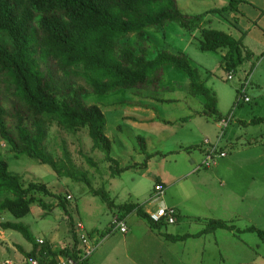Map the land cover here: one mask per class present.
<instances>
[{"label": "rangeland", "instance_id": "374dc122", "mask_svg": "<svg viewBox=\"0 0 264 264\" xmlns=\"http://www.w3.org/2000/svg\"><path fill=\"white\" fill-rule=\"evenodd\" d=\"M230 1L176 0V4L182 13L198 14L212 13L210 11L212 9L222 10ZM253 1H257L260 6V0ZM234 4L236 5L238 2L231 4V7ZM239 6L245 10V13L258 12L257 7L253 8L249 4H238L237 7ZM232 10L234 9H229L223 13L228 15L235 13L236 9L233 12ZM205 16L206 14H204V18H206ZM213 26L222 27L223 24L215 22ZM223 30L226 29L223 28ZM147 33L149 42L146 55L149 57L154 56L156 50L162 48L172 52L181 49L188 56L191 64L199 70L204 84L214 93L216 92L219 104L228 105L231 101H235V88L239 85L241 78L247 76L248 72L249 76L246 77L248 78L246 80L248 82L247 90L252 94V101L250 103L245 102L246 104L244 105L251 108L258 101V95L255 93L257 86L251 87V85L252 81L255 80L253 77L256 69L264 71L263 49L255 50L251 60L250 58L246 59L236 71L228 73L221 65V57L225 50H200L197 45L199 35L191 36L178 22H168L164 27L165 35L154 32L152 29H149ZM261 37L259 38L260 41ZM134 38H136L134 34L128 35L129 41H134ZM174 53L178 52L175 51ZM161 70L158 80V86L161 89L160 91L155 89L153 94L156 93L162 98L172 100L159 101L155 106L159 108L161 115L169 114L172 120L171 125L158 123V126L155 125L153 129V125H148L150 128L147 125L131 126L129 118L124 113L127 112V114L140 119L139 111L133 112V110H129L134 103L139 101V97L132 94L135 89H122L108 94H95L91 91H86L83 94L85 103L97 104L105 115L104 131L112 143L110 156L113 159L111 160H106L104 151L93 147L86 128L77 132H70L58 127L54 122L46 125L47 136L44 140V146L46 151L63 166L60 169L61 174H56L49 165L38 163L25 154L14 157L9 146L3 142L0 144V151L8 162L9 172L18 175L23 184L29 181L44 182L52 193L51 195L37 194L48 206L50 205V208L44 209L37 204H32L30 212L17 221L28 225L34 239L41 237L50 242V234L58 236V240H64L69 237L70 223L73 221L75 224L76 221L81 220L86 228L83 231L89 233L98 248L109 237L121 244L119 247L115 246L117 251L122 250L121 253L116 255L118 260H114L111 257L106 259L105 264H131V260L135 264H264V239L258 235L256 230H249V227H255L264 231V157L258 154L259 149H254L253 152L248 150L240 151L242 141L234 143L232 147L229 146L228 150L235 152V148L240 147V150L233 155L234 159L237 160L238 157V160L242 162H246L245 160L250 161L248 168L254 175V183H249L247 179L242 180L241 184L238 183L237 187H235V195L230 197H225L220 191L215 192L213 196L218 199L213 200L212 207H217L220 203H224L225 207L209 212L203 206L204 208L197 209L199 217L189 218L187 214L188 217L186 219L180 215L176 218L174 224H165L157 229L151 228L144 218L132 212L127 216L125 215V220L127 222L126 225L131 227L134 238L127 234L128 240L125 242V247L122 239L123 234L119 231L108 232V222L114 213H122L121 208H119L122 204L139 202L143 209L149 207L148 197L153 189L155 178H157L155 176L160 175L162 163L160 164L159 157L164 155L172 145L175 147L177 143H186L190 140V137L195 138L194 132L183 128L182 125H184V120L189 116L187 103H196L200 108H203V96L194 95L191 92L188 76L183 70L168 64L164 65ZM54 74L58 79L64 78L61 71L55 70ZM229 74L232 75L230 79L227 76ZM73 85H82L87 89L82 79H76ZM140 92L145 95L149 94V92L145 91ZM0 100L8 111H13V97L9 92L5 91L1 81ZM146 105L144 104L143 106ZM234 107L235 102L230 111ZM183 111L184 113L180 114ZM259 112V114L264 115V104ZM254 114L258 115V113ZM194 118H191L192 123L195 121ZM196 118L201 121L199 115ZM12 119H8L11 127V124H13ZM139 119L130 121L139 122ZM242 128L249 132L253 131L252 129L256 130V132H261L264 128V123L253 127L252 125L250 127L242 126L241 130ZM138 136L144 139V143L147 146L146 152L142 151ZM244 145L242 143V146ZM193 152L195 151H180L176 153L175 158H173V154H169L170 160L163 162L165 163L163 166H165L164 169H166L167 175L171 176L172 171H174L172 170L175 168L174 160H177L178 165L185 167L190 162L188 154ZM147 153L150 155L148 158H146ZM201 160L202 158L198 159L194 164L191 163V168L200 164ZM136 161L138 162L136 163ZM148 161H150L151 168L148 169V172H143L140 169ZM122 167H126V169L119 173L115 172L118 171L117 168ZM206 169V167L202 166L199 171ZM67 170L71 174L76 175L77 178L66 175ZM231 171L235 176L238 175L236 167H233ZM83 178L88 180L91 185H88ZM182 183L184 184L173 187L174 189L170 193L178 200L182 198L183 204L188 209L189 204H197L199 202L194 198L193 188L190 187L189 183ZM96 188L105 189L111 203L104 200L100 193L91 191ZM68 194L72 196L71 200L67 199L66 196ZM58 195H65L66 202L64 207L60 205ZM188 196L193 198V200ZM241 198L243 199L242 201H240ZM233 199L235 200L233 201ZM248 205L252 207L247 208ZM205 216L207 217L206 219ZM181 218L183 219L181 220ZM210 219L224 220L229 227H219L210 232L203 231L198 236H189L178 241L166 239L162 234L191 235L203 230ZM137 221L142 222H139V224ZM145 227L153 229L156 234L158 232L159 237H156L158 240L156 247L142 237L145 233ZM3 231L6 234L11 233L15 242L24 248H28L32 244L17 230L8 228L3 229ZM160 233L164 238L159 235ZM8 244H11V242L3 245L6 247ZM137 247L145 250H136ZM148 247H150V250H147ZM5 252L6 256H13L10 248L6 249ZM155 255L156 257H154Z\"/></svg>", "mask_w": 264, "mask_h": 264}, {"label": "trees", "instance_id": "16d2710c", "mask_svg": "<svg viewBox=\"0 0 264 264\" xmlns=\"http://www.w3.org/2000/svg\"><path fill=\"white\" fill-rule=\"evenodd\" d=\"M237 2L231 0L222 10L210 11L225 17L227 14L223 12L237 9L235 4L231 7ZM204 14L186 15L178 9L176 0H0V81L13 97L12 112L0 100V144L9 146L14 157L25 154L61 174L63 166L44 146L46 125L54 122L70 132L86 128L93 147L104 151L106 160H111L112 143L104 131L105 115L97 104L85 103L83 94L86 91L108 94L122 89H135L134 93L158 89L161 69L167 64L187 74L191 92L203 96V114L213 117L217 113L215 93L204 84L199 70L184 52L174 53L162 48L156 50L154 56L146 55L149 29L165 35V25L178 22L190 32L195 26L199 27ZM129 34L135 35L134 41H129ZM245 34L242 31L239 37H234L222 29L202 24L197 45L203 51L224 49L221 65L231 73L250 58V52L243 44ZM55 70L61 71L64 78L58 79ZM247 76L242 77L237 88L235 106L245 103L240 95L244 85V95L248 96ZM76 79H82L87 89L82 85L74 86ZM8 119L13 120L12 127ZM253 121L264 119L258 117ZM138 137L142 151L146 152L144 139ZM217 149L222 150L220 146ZM149 156L147 153L146 158ZM8 167L0 151V227L17 230L32 242L33 248L24 252L27 257H36L38 252L45 254L46 249L50 252V247L43 242H39L42 245L37 250L38 242L28 225L17 220L30 212L32 204L50 208L37 194L52 193L44 182L23 184ZM124 169L126 167L114 171L119 173ZM66 175L77 178L68 170ZM83 180L91 185L85 178ZM91 191L100 193L110 202L105 189ZM58 198L64 207L65 195H58ZM119 208L122 213L118 218L121 219L135 211L151 228L168 224L150 219L140 203L129 202ZM206 224L203 230L191 235L229 227L221 219H210ZM249 230H256L264 239L263 230L255 227H249ZM162 234L171 241L190 236ZM80 251L64 250L77 260V264H86L89 257L80 260Z\"/></svg>", "mask_w": 264, "mask_h": 264}, {"label": "crops", "instance_id": "0c3cea01", "mask_svg": "<svg viewBox=\"0 0 264 264\" xmlns=\"http://www.w3.org/2000/svg\"><path fill=\"white\" fill-rule=\"evenodd\" d=\"M239 2L238 4H249V5H252L253 8L257 7L258 12L245 13V10L241 6L237 7L238 4H236L237 9L235 10V13H230V15L227 14L225 17L220 16L219 14H216V13H206V16H205L206 18H203V20L205 19L207 20L204 22L203 20H201L199 22V27L195 26L194 28H192V30H190L189 33L191 34V36L195 37L198 34L199 28L202 26V24L205 26H212V27L219 28L222 30L224 28L226 29L224 31H226L227 33L233 36L235 35V37H239L242 31H244L246 34L243 38V44H244L245 49L250 52V60H251L254 55L255 50L259 51L260 49H263L264 51V12H263L264 11V0H260L261 2L260 6L258 5L257 1L255 2L253 0H239ZM184 14L193 15L189 13H184ZM215 22L222 23L223 26L222 27L213 26ZM260 37H261V41L259 40ZM175 51L183 52L181 49L174 50V52ZM263 60L264 58L262 59V61ZM253 78L255 80L252 81L251 87L254 85L257 86V91L255 93H257L258 95V101H256L254 107L249 108V107H246V105H244L252 101V94L250 92H247L248 96L250 97V101L246 103L242 102L236 105L232 111L230 110L235 101H231L228 105L224 103L219 104L218 96L217 94H215L216 104H217V113L213 117L204 115L203 108H200L198 104L187 103V106H188L187 113L189 114V116L184 120L186 124L184 122V125H182V127L189 129V131L191 132H194L195 138L190 137L189 141H187L186 143H177L175 147L174 145H172V147L169 150H167L166 153H164V155L159 157V162L160 164L162 163L160 172H159L160 175L155 176L157 178H155L153 189L151 190L150 192L151 194H149V197H148L149 207L144 209L147 213L150 211H153L157 206L166 205V206L174 207L176 209L177 211L176 218L180 215L183 216V218L185 217L186 219L188 216L189 218L199 217L197 214V209H201V207L203 206H205L209 212H211V210H218L221 207H225L224 203H220L219 206L217 207H212L213 200L218 199L213 196L215 192L220 191L221 193H223L225 197H230V196L235 195V187H237L238 183L241 184L242 180L247 179L249 183H254L253 182L254 175L248 168L250 161L245 160L246 162H242L238 160V157L236 160L234 159V156H233L235 152L240 150V147H241L240 151L248 150V151L253 152L254 149H259L258 154L264 157V128L261 132H256V130L254 129H252L253 131L251 132L245 131V129L243 128L241 130L242 126L250 127V125H252L253 127L256 125L259 126L260 123H264V121H261V122L253 121L255 118H258V117L264 119V115L259 114L260 113L259 111L262 105L264 104L263 103L264 71L263 70L259 71V69H256L255 75ZM240 82H239V85H240ZM250 84H251V81H250ZM239 85L235 88L236 93H237V88L239 87ZM160 89L161 87L158 88L159 91ZM140 91L149 92V94L145 95L144 93H141ZM153 92L154 90H139L138 93H132L133 95L135 94L134 96L139 97V101L138 103H134L132 107L129 108V110H133V112L139 111L140 119L134 117L133 115H129L127 114V112H125L124 114L127 118H129V122H130L129 124L131 126L135 127L136 125H141V126H145V125L152 126L153 125L152 127L153 129L155 125L158 126V123L159 124L164 123V124L171 125L172 120L169 117V114L161 115L162 113L160 112L159 108L155 105L158 104L159 101L163 102L164 100H172V99L162 98L159 96V94H156V93L153 94ZM235 100H236V95H235ZM135 104H139V105H135ZM142 104L143 105L147 104V105L143 106ZM183 113L184 111L181 112L180 114H183ZM254 113H258V115ZM197 115L201 117V121L200 120L198 121V119L196 118ZM193 117H195L194 123H192V120H191V118ZM137 119H139L140 121L139 122L130 121V120H137ZM222 119H225L226 123H222L221 122ZM247 137L249 138L247 139ZM240 141H242L241 146L235 148L236 149L235 152H230L228 150L229 146L232 147L234 143H240ZM242 143H244L245 145L242 146ZM213 145H217V147L220 146L221 149L225 151V155L222 157H218L217 164L209 166V168L206 167L207 169L204 171H199L200 167L203 166L202 161H203V155L205 152V148L207 149L208 147H211ZM189 148H193L192 150L195 151L192 154H188V156L190 157V162H188L189 166L187 165L185 167H182L183 165H178L177 160H174L175 168L172 169L174 171H172L171 176L167 175V171L166 169H164L165 166H163V164L165 163L163 162L170 160L168 155L173 154V158H175L176 153H179L180 151L182 152L192 151V150H186ZM201 158H202L201 163L197 164L194 168H191V163L194 164L198 159H201ZM242 160L244 159L242 158ZM137 162L138 161H136V163ZM149 162L150 161L146 162L144 165L141 164L143 165L142 166L143 168H141L140 170H143V172H148L149 171L148 169L151 168ZM233 167H236L237 169V173H238L237 176H235L233 172L231 171ZM236 178L238 179L235 180ZM182 182L189 183L190 187L193 188L194 198H196L199 202L197 204H189L188 209L185 206V204H183L182 198L178 200L174 196H172L170 193V191L174 189L173 187L179 184H184ZM156 183H161L164 186V191H163L162 196L158 197L157 199H151V196L154 193V186ZM190 196L188 197L193 200V198H191ZM66 197L69 200H71L72 198V196L69 194ZM252 198L253 197L251 193V199ZM234 200L235 199H233V201ZM242 200L243 199L241 198L240 201ZM223 202H226V201H223ZM132 203H139V202H132ZM248 207H252V206L248 205L247 208ZM132 212H135V211H131L128 214ZM128 214H126V216ZM118 215L119 214L114 213L111 216L108 222V229H109L108 232L109 233L112 232L110 231L111 221L115 217L118 218L119 217ZM126 216H124L122 219L127 224L125 220ZM183 218H181V220ZM206 218L207 217L205 216V219ZM139 222H142V221H137V223ZM175 222L176 220L174 221V223ZM78 223L81 225L80 231L83 233H86L88 237H90L89 233L83 231L86 228L81 220L76 221L75 224L72 221L69 227V232H70L69 237H67L64 240H58L57 239L58 236L56 237V235H52V234H50V236H51V241L53 242L51 241L47 242L45 239L41 237L35 239L38 242L37 250L42 245L41 243H39L40 240L44 243L45 246L50 247V252L46 251L47 249L44 252L45 254L43 253L41 254V252H38L36 258H38L42 262V264H52L53 261L55 262V264H57V261L59 258H62L65 256L72 257L69 254H66L64 250L65 248L77 249V250L81 249L79 245V239L77 236L79 229L76 232V225ZM174 223H170V224H174ZM149 229L148 228L145 229V233L143 234L142 237L147 242L152 243L153 246L156 247L158 244V240L156 237H159L158 232L156 234L154 233L153 229L151 228ZM115 231H119V230H115ZM120 233L123 234L122 239L124 241V247H125V242H127L128 240L127 234L131 238H134L132 236L131 227L127 226V231L120 232ZM159 235L162 236L161 234ZM190 236H193V235H190ZM162 238L164 237L162 236ZM114 240L115 239H111L109 237V239L104 241L101 244V246L98 245L100 249L96 246L97 248H95L94 252L87 259L86 264H105L106 259H110L111 257L114 260H118V256L116 255L118 253H121L122 250L117 251L115 246L119 247L121 244L117 243V241H114ZM8 242H11V244L6 245L5 247L3 244L8 243ZM91 242H94V239H92ZM9 248L12 250L13 256H6L5 250ZM32 248H33L32 244L28 248H24L23 246L17 244L14 240L13 235L11 233L6 234L5 231H3V229L0 227V260L12 259L14 261L21 262L23 261L24 258L27 257L24 254V252H28ZM136 250H145V249L143 248L140 249V247H137ZM147 250H150V247H148ZM52 252L53 253L56 252V255L55 254L53 255ZM79 254L81 255L82 251H80ZM154 257H156V255ZM121 264H124V263H121ZM131 264H135V262L131 260Z\"/></svg>", "mask_w": 264, "mask_h": 264}, {"label": "built area", "instance_id": "2783aa9c", "mask_svg": "<svg viewBox=\"0 0 264 264\" xmlns=\"http://www.w3.org/2000/svg\"><path fill=\"white\" fill-rule=\"evenodd\" d=\"M228 78H231V76L228 75ZM244 90H245V85L242 86L240 90L241 92L240 95L243 98L244 102H248L249 98L248 96L244 95ZM221 122L226 123V120L222 119ZM224 155H225V151L218 150L217 145H213L209 147L208 150L206 151L203 157L202 165L205 167L215 165L217 164L218 157H222ZM163 191H164V186L161 183H156L154 186V193L151 196V199H157L158 197L162 196ZM176 212L177 211L174 207L160 205V206H157L153 211L148 212V215L150 219H152L153 221H165L170 224V223H174L176 219ZM80 226L81 225L79 223L76 225V232L79 229L77 236H78L79 245L82 251L80 260H85L88 257H90L91 254L94 252L96 248V243L91 242L92 241L91 238L88 237L86 233H83L80 231L81 230ZM115 230H119L120 232L127 231V225L123 219L117 218V217L112 219L111 225H110V231L113 232ZM40 242L42 241L40 240ZM77 263H78L77 260L69 256L59 258L57 261V264H77ZM0 264H42V262L36 257H26L21 262L14 261L12 259H2L0 260Z\"/></svg>", "mask_w": 264, "mask_h": 264}, {"label": "bare ground", "instance_id": "6f19581e", "mask_svg": "<svg viewBox=\"0 0 264 264\" xmlns=\"http://www.w3.org/2000/svg\"><path fill=\"white\" fill-rule=\"evenodd\" d=\"M226 126V125H225ZM63 256V255H62Z\"/></svg>", "mask_w": 264, "mask_h": 264}]
</instances>
